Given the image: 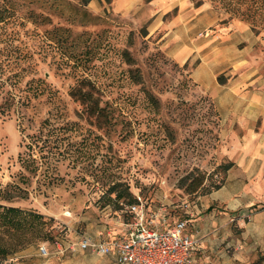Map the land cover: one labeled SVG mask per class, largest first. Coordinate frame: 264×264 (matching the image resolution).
Masks as SVG:
<instances>
[{
  "label": "rangeland",
  "instance_id": "1",
  "mask_svg": "<svg viewBox=\"0 0 264 264\" xmlns=\"http://www.w3.org/2000/svg\"><path fill=\"white\" fill-rule=\"evenodd\" d=\"M115 1L0 0V204L50 223L46 240L2 264H112L77 244L118 236L129 192L148 212L165 208L171 225L224 176L217 114L192 73L207 61L206 40L233 24L238 47L251 48L245 58L264 65V0H137L126 13ZM183 43L194 53L177 60L168 52ZM85 92L106 117L89 113ZM47 120L103 136L98 162L121 178L122 199L97 201L101 184L87 175L88 160L64 152Z\"/></svg>",
  "mask_w": 264,
  "mask_h": 264
},
{
  "label": "crops",
  "instance_id": "2",
  "mask_svg": "<svg viewBox=\"0 0 264 264\" xmlns=\"http://www.w3.org/2000/svg\"><path fill=\"white\" fill-rule=\"evenodd\" d=\"M136 1L116 0L114 10L126 13ZM230 27L217 41L206 40L207 61L192 73L211 98L220 126V155L230 163L220 186L184 209L185 231L196 241L192 264H264V65L245 58L251 48L241 50L238 24ZM168 53L185 60L194 48L183 43ZM220 74L224 82L217 81ZM105 257L115 263L114 254Z\"/></svg>",
  "mask_w": 264,
  "mask_h": 264
},
{
  "label": "trees",
  "instance_id": "3",
  "mask_svg": "<svg viewBox=\"0 0 264 264\" xmlns=\"http://www.w3.org/2000/svg\"><path fill=\"white\" fill-rule=\"evenodd\" d=\"M237 11L234 8V12L237 13ZM6 18L7 16L4 10L0 9V23ZM252 27L254 28L255 25H252ZM155 54L157 60L163 59L161 52ZM92 97L91 93L85 92L82 93L80 98L86 103V107L91 115H96V118L106 117L104 113L105 108L100 107L97 102H94ZM47 121L49 122V120ZM49 125L51 126L50 122ZM53 126H51L48 132H50L51 136H56L55 139L59 143V146L64 145V152L76 153L79 159L88 160L86 168L91 171L87 175L92 178V182L96 181V183L101 184V192L97 196V201L106 198H111L114 201H118L120 198L122 199L123 192L119 190V187L123 184L121 178L114 176L112 167L110 168L106 165L103 167L98 162L99 158L103 157L101 153L103 143L105 142L102 138L103 136L95 133L97 132L96 130H88V128L81 124L65 122L57 127ZM46 127L48 128V125ZM77 132L81 134L80 141L75 140ZM90 148H92V151H90ZM93 151H95L94 154ZM229 165L230 163L225 164L222 170L224 171ZM200 182H196L191 190H195L201 184ZM221 182L222 180L214 188H218ZM125 183V192H127L130 188ZM128 196L130 197L127 204L137 202L134 194H130L129 192ZM179 219L185 220V217ZM49 224V220L40 213L17 208L16 206H4L0 204V264L30 243L46 240L50 235V230L48 229Z\"/></svg>",
  "mask_w": 264,
  "mask_h": 264
},
{
  "label": "built area",
  "instance_id": "4",
  "mask_svg": "<svg viewBox=\"0 0 264 264\" xmlns=\"http://www.w3.org/2000/svg\"><path fill=\"white\" fill-rule=\"evenodd\" d=\"M137 202L124 205L130 217L124 222V232L107 240L82 238L77 244L100 256L115 255L114 264H192L195 239L186 233V220L166 224L167 212L161 207L148 212L138 194ZM39 250L48 255L46 244Z\"/></svg>",
  "mask_w": 264,
  "mask_h": 264
}]
</instances>
